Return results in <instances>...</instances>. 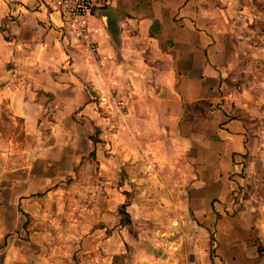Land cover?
<instances>
[{"label": "crops", "instance_id": "1", "mask_svg": "<svg viewBox=\"0 0 264 264\" xmlns=\"http://www.w3.org/2000/svg\"><path fill=\"white\" fill-rule=\"evenodd\" d=\"M53 3L0 0V98L27 135L44 132L47 100L64 103L58 113L71 129L63 143L58 125L46 131L33 166L16 173L24 188L50 190L62 176L58 164L72 160L78 143L97 159L101 150L124 152L121 161L145 163L151 180L134 166L131 181L146 180V194L159 193L151 213L167 216L166 229L211 230L222 264H264V219L254 226L249 215L231 217L242 205L234 185L243 181L247 131L223 104L224 54L193 1L112 0L94 12L90 43L62 27ZM116 102L124 104L123 116ZM100 108L117 119L111 124ZM77 113L85 123L71 125ZM254 229L259 249L250 243ZM185 235L176 244L191 243Z\"/></svg>", "mask_w": 264, "mask_h": 264}, {"label": "rangeland", "instance_id": "2", "mask_svg": "<svg viewBox=\"0 0 264 264\" xmlns=\"http://www.w3.org/2000/svg\"><path fill=\"white\" fill-rule=\"evenodd\" d=\"M191 1L202 14L203 27L215 29L224 54L223 104L247 131L248 150L239 174L243 181L234 185L240 189L234 191L236 204L242 205L231 217L249 215L255 226L264 219V0ZM45 105L44 132L30 136L23 119L0 98V264H222L211 230L186 227L173 234L175 228L162 223L165 214L151 213L162 202L159 193L146 194V180L131 181L138 165L121 161L122 151L101 150L99 159L109 162L102 169L96 153L78 143L72 160L58 164L62 176L50 190L27 191L16 173L33 166L46 131L50 135V127L58 125V140L70 137V123L58 113L64 103L47 100ZM78 113L71 125L85 123ZM107 114L112 124L117 117ZM91 130L95 134L96 127ZM140 163L139 175L151 180ZM253 231L250 243L259 249ZM184 234L191 243L176 244V237Z\"/></svg>", "mask_w": 264, "mask_h": 264}, {"label": "built area", "instance_id": "3", "mask_svg": "<svg viewBox=\"0 0 264 264\" xmlns=\"http://www.w3.org/2000/svg\"><path fill=\"white\" fill-rule=\"evenodd\" d=\"M112 0H54L52 10L58 15L62 27L79 41L90 43L92 40V23L91 19L94 12L108 7ZM119 114L123 116L125 106L122 103H115ZM144 161L149 163L150 153L145 152ZM152 168V165H148ZM237 188L235 192H239Z\"/></svg>", "mask_w": 264, "mask_h": 264}, {"label": "trees", "instance_id": "4", "mask_svg": "<svg viewBox=\"0 0 264 264\" xmlns=\"http://www.w3.org/2000/svg\"><path fill=\"white\" fill-rule=\"evenodd\" d=\"M122 213L128 218L129 216H128V214H127V212H126V207H122ZM259 252L261 253V250H259Z\"/></svg>", "mask_w": 264, "mask_h": 264}]
</instances>
